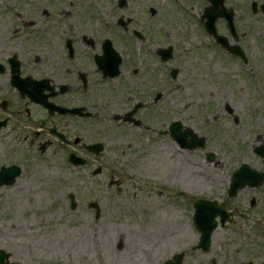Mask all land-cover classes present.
<instances>
[{
    "label": "rangeland",
    "instance_id": "obj_1",
    "mask_svg": "<svg viewBox=\"0 0 264 264\" xmlns=\"http://www.w3.org/2000/svg\"><path fill=\"white\" fill-rule=\"evenodd\" d=\"M28 1L60 9L55 0ZM70 1L61 3L66 12L76 14L73 22L82 27L97 23L94 32L102 38V23L91 19L90 2L75 0L71 8ZM189 4L197 2L130 0L124 10L137 18L134 27L146 39L137 41L119 32L116 49L123 57L116 78L119 87L111 83L95 98L109 107L113 117H98L92 121V131L81 132L92 141H102L104 151L80 167L77 180L57 179L48 165L31 159L30 171L0 194V248L10 253L11 262L161 264L186 251L184 264H206L210 257L216 264H245L260 260L255 253L264 255V185L242 189L233 198L227 195L232 174L241 165L264 172V159L254 152L264 144V14L252 13L243 0L235 2L242 34L238 43L248 54V62L243 63L199 32L200 27L187 17ZM116 7L114 0H92V13L102 16L103 22L106 15L120 14ZM150 7L157 10L154 19ZM169 46L172 59L158 60L155 51ZM86 51L100 53L81 50L83 64L88 63ZM92 79H101L93 55ZM136 89L147 101L139 111L143 124L122 126L114 117L137 101L141 92ZM158 93L159 101H151L149 96ZM174 121L205 137V146L180 148L169 133ZM5 143L26 148L13 135ZM69 193L77 199L74 209ZM198 198L224 200L237 213L236 223L215 233L208 253L195 248L198 234L191 213ZM92 201L99 204V218L89 206Z\"/></svg>",
    "mask_w": 264,
    "mask_h": 264
},
{
    "label": "flooded vegetation",
    "instance_id": "obj_2",
    "mask_svg": "<svg viewBox=\"0 0 264 264\" xmlns=\"http://www.w3.org/2000/svg\"><path fill=\"white\" fill-rule=\"evenodd\" d=\"M55 1L60 9L53 10L50 4L45 7L40 6L41 3L33 6L28 0H0V161L4 153L8 154L4 159L7 164L0 165V168L15 166L20 169L21 177L26 170L30 171V166L34 164L30 165V160L33 159L34 162L53 169L57 179L77 180L80 167L72 163L71 156L84 157L88 164L95 157L88 147L102 142L98 139L92 141V137H83L81 132L85 128L92 131L94 119L113 115L105 103L95 99L102 93L98 91L108 88L111 83H116V88L119 87L116 79L104 78L98 71L95 65L96 53L86 51L88 63L83 64L80 51L99 49L102 53L105 44L111 43L116 48L119 32L124 37L129 34L128 38L135 37L137 41H144L146 37L134 27L138 24L137 18L124 10L129 6L130 0L126 1L123 8L120 7L122 0H114L120 14L106 15L105 22L102 16H94L92 0H88L91 4V19L97 18L102 23V38H97L94 32L97 23H92V26L89 23L85 27L76 25L73 22L76 14L66 12L61 0ZM261 1L264 0L249 2ZM74 2L75 0L70 1L71 8H74ZM196 2L195 6L189 4L191 8L187 17L192 18L200 27L198 31L202 33L206 31L209 20L199 14L200 2ZM203 6L207 4L204 3ZM149 11L154 19L157 10L154 14L152 8ZM215 24L219 34L227 36L230 43L235 41L225 19H218ZM236 28L239 41L242 34L237 24ZM201 48L198 47L197 50L202 53ZM217 48L224 51L220 45ZM92 55L98 78L101 79H92ZM156 58L161 60L158 53ZM136 91L140 93L142 90ZM149 98L157 102L160 95ZM146 103L145 95L141 92L137 101L114 119L122 126L128 124L137 128L143 124L139 111ZM131 111L134 112L133 121L129 120ZM12 135L26 143L24 150L5 143ZM72 186L74 189L75 183ZM59 190L63 193L62 189ZM233 223L234 220L231 224ZM258 259L264 261L263 256ZM206 264H216V259H209Z\"/></svg>",
    "mask_w": 264,
    "mask_h": 264
},
{
    "label": "water",
    "instance_id": "obj_3",
    "mask_svg": "<svg viewBox=\"0 0 264 264\" xmlns=\"http://www.w3.org/2000/svg\"><path fill=\"white\" fill-rule=\"evenodd\" d=\"M100 60V59H99ZM98 62H100L99 66L100 68H104L105 66H107V64H105L104 61L101 62V60ZM120 59H117L114 63L113 69L110 71L111 76H115L116 74H118V65H119ZM181 128V124L177 123L175 125V129L177 130V133L174 132L173 130V135H176V138L178 139V141L180 140L181 137H183L184 139L186 138V135H191L192 136V141H190L189 144H186L184 142H186V139L184 140V142H181L182 147L185 146H189L190 148H197L199 146H203L204 145V141L203 139H199L192 130H187L186 132H181L180 131ZM260 153H262L264 155V148L259 150ZM251 171V169L247 166V165H243L235 174H234V178H233V183H232V187H231V192L235 193L236 190L238 188L244 187L246 184H249L250 186H255V185H259L264 181V174L263 173H255ZM196 216H195V223L197 228L203 233L202 236V243L201 245H208L210 243V236H211V232L214 228V226L212 224H208L209 225V229L208 231H206L207 225L205 223L206 220V215H208L209 208H213L214 206L217 205V203L214 202H210L207 200H199L196 203ZM212 219V216H211ZM210 223V222H209ZM182 256L183 255H176L174 257V262L173 261H168L165 264H180V262L182 261ZM4 255L2 253H0V264H3L4 262Z\"/></svg>",
    "mask_w": 264,
    "mask_h": 264
}]
</instances>
